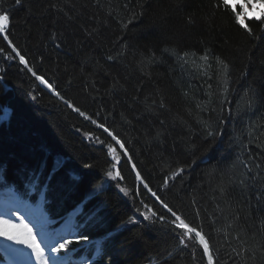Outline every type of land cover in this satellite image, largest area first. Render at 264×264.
Returning a JSON list of instances; mask_svg holds the SVG:
<instances>
[{
    "label": "trees",
    "instance_id": "1",
    "mask_svg": "<svg viewBox=\"0 0 264 264\" xmlns=\"http://www.w3.org/2000/svg\"><path fill=\"white\" fill-rule=\"evenodd\" d=\"M219 2L0 0L12 45L64 98L0 36V187L24 194L40 174L53 218L87 201L77 254L106 242L90 264H208L163 204L201 231L213 264H264V19L246 17L249 32Z\"/></svg>",
    "mask_w": 264,
    "mask_h": 264
},
{
    "label": "snow or ice",
    "instance_id": "2",
    "mask_svg": "<svg viewBox=\"0 0 264 264\" xmlns=\"http://www.w3.org/2000/svg\"><path fill=\"white\" fill-rule=\"evenodd\" d=\"M16 5L21 4V0H14ZM257 6L261 9V14L255 17L256 20L264 19V0H245L244 4L239 5L241 11H236L237 5L230 4L229 0H220L217 4V7H223L225 11H231L235 20V23L240 25L241 27L245 28L247 31L251 32V28L248 27L247 23H245V18L247 17L246 9L251 7L255 9ZM9 25H10V16L7 11L0 10V36H3V39L8 42L9 47H11L12 52L15 53V57L19 58V63L24 65L28 72L32 73L37 81L41 85H44L49 91L53 92L55 95L60 97V99H64L60 96V93L56 91L51 83H49L43 76L37 75L35 71L31 67L28 66V61L25 59L23 55L16 49L14 45H12V41L9 39L8 32H9ZM4 49L0 48V52H3ZM187 55V53L185 54ZM15 57L9 55L7 59L12 60ZM111 59V57H109ZM202 60L207 61V55L201 57ZM218 62L223 65V69L225 74H227L228 65L225 64L223 61H220L217 58ZM3 80V77H0V81ZM2 86V85H0ZM68 107H72L74 111L79 112L81 116H85L84 112H81L79 108H75L70 102L67 100L64 101ZM0 111L3 112V115H0V122H6L10 117V111L8 108L0 105ZM86 119L89 117L85 116ZM92 123H96V121H92ZM98 127L103 128V130L108 133V135L112 138L113 141L121 149H124V144L111 132L108 128L104 127V125H98ZM211 135V133H209ZM109 152L113 154L114 159H118L116 156V148L112 145H108ZM126 154V153H125ZM62 164V161H57V166L59 167ZM133 167H135L133 165ZM115 168V164L113 165ZM179 171H183V169H179ZM176 173H174L175 175ZM108 177L112 179H116L120 176L119 171L113 174L112 171H108L106 174ZM137 179H140L139 173H137ZM167 182V181H166ZM102 187V185H101ZM145 188H148V185H144ZM48 184H41L40 182V174L33 172L30 175V178L25 182V186L23 187V192L25 195L36 194L38 195L44 202H47V195H48ZM121 191H125L121 188ZM149 191H151L149 189ZM153 196L156 194L153 192ZM159 199V197H157ZM87 201L83 202L81 205L78 206L77 209H74L77 215H84V208ZM163 207L168 210L175 218L172 221V224L178 228L184 230V235L187 236L189 239L192 238V234H195V238L199 244L203 246V252L208 256V264H213V257L210 253L209 243L205 239V236L201 234V231H198L195 227H190L184 219L181 218L175 211H173L167 204H163ZM100 209L99 206L91 209L88 212V215L91 217L90 222L96 221L99 218ZM156 213L153 212L152 216H155ZM145 219H151V216L145 215ZM160 219H164V217H160ZM0 238H3L7 241L12 242L13 244L23 246L26 249L30 250L31 256L35 259L36 264H55L56 259L58 258V254L61 251H69V246L73 245L74 243L79 244L81 241H88L89 237L84 234H80L79 236L75 237L74 239H67L64 238L61 241H57L55 244L51 245L49 251L51 253L57 254L56 256H48L45 253V249L41 246V243L38 241L36 234L33 232V228L29 226L28 223L22 217H18V222L12 219H7L0 216ZM181 243H184V240L181 239ZM96 252L100 255L102 261V254L106 250V242L104 243H97Z\"/></svg>",
    "mask_w": 264,
    "mask_h": 264
},
{
    "label": "bare ground",
    "instance_id": "3",
    "mask_svg": "<svg viewBox=\"0 0 264 264\" xmlns=\"http://www.w3.org/2000/svg\"><path fill=\"white\" fill-rule=\"evenodd\" d=\"M113 142L114 144H116L115 141ZM117 147L122 151L119 145H117ZM108 153H110L109 150H108ZM111 161H115L114 163L115 165L118 164L117 162L118 160H115L113 158V154H111ZM172 178H173V175H170L167 178L166 180L167 182H165V184L163 185V189H165L168 186ZM0 196H4L0 198V200H2L0 202L2 204L0 205V208H2L1 211H3L4 213L3 217L7 219H12L17 222H18V217H22L25 220V222L28 223L29 226L33 228V232L36 234L38 241L41 243V246L45 249L46 255L49 256L51 254V252L49 251V248L51 245L57 242V238L59 237L68 238L71 236L69 230L64 228L62 225L63 223H62L61 224L62 228H60L58 233H57V229L61 225L56 229V233H54V235L56 234L55 236L53 235V237L48 242L47 241L43 242V239L41 237L44 235L45 236L47 235V231L45 232V229H47L48 226L50 227V224L52 223V221L46 218L45 215L44 216L38 215L37 212H33L31 210L25 211L24 206L19 205L14 201L13 197L10 195V191L0 192ZM12 200L14 202H12ZM7 209H8V214L6 215ZM44 220L45 222H43ZM61 229H64L66 231V234ZM0 241H1L0 247L8 254V256H10V260H12L13 264H36L35 259L31 256L29 249H26L20 245L13 244L12 242L7 241L3 238H1ZM50 264H52L51 261H50ZM55 264H58V262L55 261Z\"/></svg>",
    "mask_w": 264,
    "mask_h": 264
},
{
    "label": "rangeland",
    "instance_id": "4",
    "mask_svg": "<svg viewBox=\"0 0 264 264\" xmlns=\"http://www.w3.org/2000/svg\"><path fill=\"white\" fill-rule=\"evenodd\" d=\"M229 3L230 4H235V5H237V4H244L245 3V0H229ZM246 11H247V18H252V17L255 18L257 15H260V13L258 12V9H256V8L253 9L251 7H248L246 9ZM30 74H32V73H30ZM38 83H39V81H38ZM41 87H43L45 90H48L44 85H41ZM48 92H50V91L48 90ZM50 93L53 94L54 97L58 98L57 95H55L53 92H50ZM173 176L174 177L170 180V182L175 178L176 174L173 175ZM7 192H9V191H7ZM12 202H14V201L12 200ZM16 202L22 203L21 205L24 206L25 211L31 210L33 212H37V214L40 215V216H43L44 215V213L42 211V207H41L40 203H38V202L37 203H29L27 200H24V202H22V201H19L18 198H16ZM3 214H4L3 212H0V216H3ZM7 214H8V209L6 211V215ZM76 215L77 214L74 211L73 214L72 215H69L66 218L65 222L62 224L64 228H66V229H68L70 231L71 237L70 238L68 237L67 239H74L75 237L79 236L76 233L77 225H76V221L74 219V217ZM43 222H45V220ZM62 225L57 229V233L60 230V228H62ZM54 230L55 229L53 228V230H51V231H54ZM61 230H63L64 233L66 234V231L64 229H61ZM46 231H47V235L46 236L44 235V236L41 237L43 239V242H45V241L48 242L53 237V233L52 232H49V228L45 229V232ZM54 233H55V231H54ZM0 240H1V238H0ZM59 241H61V240H59ZM69 249H70L69 251H61L58 254V258L56 259V262H58V264H69V261H72V264H88L89 263V259L88 258H81L78 261L71 260L72 259L71 258V254L73 253V249L71 248V246H69ZM51 254H53V255H51ZM51 254L49 256H56V254H54V253H51ZM5 255H6V262H5V264H13L12 261L8 258V255L6 253H5ZM96 255H97V253L95 252V256Z\"/></svg>",
    "mask_w": 264,
    "mask_h": 264
},
{
    "label": "water",
    "instance_id": "5",
    "mask_svg": "<svg viewBox=\"0 0 264 264\" xmlns=\"http://www.w3.org/2000/svg\"><path fill=\"white\" fill-rule=\"evenodd\" d=\"M1 112V114L0 115H3V112L2 111H0ZM117 172V171H116ZM115 172V173H116ZM176 173V175L178 174V173H180V171H177V172H175ZM172 175H174V174H172ZM174 177V176H173Z\"/></svg>",
    "mask_w": 264,
    "mask_h": 264
}]
</instances>
